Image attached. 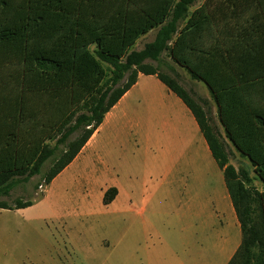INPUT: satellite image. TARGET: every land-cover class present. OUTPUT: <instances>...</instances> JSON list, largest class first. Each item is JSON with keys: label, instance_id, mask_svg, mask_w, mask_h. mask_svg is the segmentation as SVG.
Segmentation results:
<instances>
[{"label": "trees", "instance_id": "1", "mask_svg": "<svg viewBox=\"0 0 264 264\" xmlns=\"http://www.w3.org/2000/svg\"><path fill=\"white\" fill-rule=\"evenodd\" d=\"M194 1L0 0V82L18 92V100L9 103L8 120L0 125V194L7 193L13 177L39 174L45 162L49 166L42 181L49 184L138 73L155 74L190 110L223 171L242 233L236 255L264 240L246 203L252 197L258 203L264 235V188L252 196L228 163L201 107L175 79L143 63L166 50L207 85L225 137L264 186V0H203L187 14ZM153 28H158L154 39L132 50ZM102 60L112 65L105 80ZM125 72L127 81L112 89ZM86 104L90 114L78 113ZM82 124L87 127L67 141ZM116 193V187L107 188L103 204L111 203ZM33 203L17 200L10 206L0 201V208Z\"/></svg>", "mask_w": 264, "mask_h": 264}, {"label": "rangeland", "instance_id": "2", "mask_svg": "<svg viewBox=\"0 0 264 264\" xmlns=\"http://www.w3.org/2000/svg\"><path fill=\"white\" fill-rule=\"evenodd\" d=\"M202 1L195 0L190 4L187 14ZM157 29L141 35L131 49L143 48L145 43L154 39ZM95 48L94 44L90 45L91 51ZM101 63L106 70L105 80L111 76L112 65L103 60ZM143 63L175 79L201 107L238 179L243 181L252 196L255 190L261 191L263 183L248 159L241 156L225 137L207 85L193 78L166 50L157 58L144 59ZM128 76L129 72H125L111 88L121 87ZM148 101L135 93L126 99L117 111L118 115L125 112L129 118L119 117L103 126L95 139V147L86 153L88 159L73 161L49 184L42 181L49 166L46 162L39 174L13 177L15 182L7 193L0 194V201L10 206L17 200H32L34 203L24 209L0 210V264H144L148 252L162 246L161 238L145 226V217L155 223L162 217L160 231L163 235H172L173 243L176 241L177 229L168 231L167 226L172 224L167 221L176 220L177 212L184 208V196L197 192L204 194L203 197L212 194L218 178L216 161L206 149L202 135L199 136L203 143L198 150L196 139L199 133L195 132L189 143L187 134L177 139L168 135L167 112L164 113L161 105L152 106ZM174 110L180 115L179 108ZM78 113L89 115V104ZM85 127L83 124L78 127L67 141L77 138ZM178 129L181 128L178 126ZM170 139L183 143L179 147L183 155L173 173L165 178L162 171L167 163L170 164L167 150ZM97 156L103 159L98 160ZM189 164L192 166L190 170ZM177 169L184 170V179L181 173L176 174ZM112 185L119 189L115 207L112 202H102L104 191ZM161 195L166 197L162 199ZM246 203L250 207L252 224L264 238L258 203L253 197ZM140 205L146 208L143 217L139 222L130 223L124 211ZM155 210L164 214H151L150 211ZM250 248L246 254L235 253L232 263L244 264L245 258H253L254 264L260 258V264H264V240L255 242ZM157 255L164 256L165 253L159 251Z\"/></svg>", "mask_w": 264, "mask_h": 264}, {"label": "crops", "instance_id": "3", "mask_svg": "<svg viewBox=\"0 0 264 264\" xmlns=\"http://www.w3.org/2000/svg\"><path fill=\"white\" fill-rule=\"evenodd\" d=\"M134 93L143 100H149L148 103L152 106H162L164 113L167 112L166 118L168 120L169 127V131H167V133L168 135L170 134L171 137H176L177 139L180 135L187 134V136H189V139H187L189 143L194 138L195 132L199 133L197 134L196 140L198 144V150L201 149V144L203 142L199 135H202V133L200 132L194 116L186 107V105L179 97L170 91L155 74L138 73L135 82L104 114L101 123L93 131V133L90 135V137L70 163L77 159L82 161L88 159L89 156L86 153L95 147V139L97 138L103 126L119 117L126 120L129 118V115H127L125 112L121 115H118L117 110L120 109L122 103L126 99L131 98ZM11 100H18V92L10 89L9 83L7 81L0 82V125L1 122L3 123L4 120L7 121L9 118L8 110ZM176 108L177 110L179 108L180 115L174 113V109ZM171 113L173 114L171 115ZM171 118L174 119L171 121ZM178 126L181 129H178ZM204 143L206 149L210 153L205 140ZM180 144L177 140L175 141L174 139H170V146H167L168 153L170 154V164L167 163L162 171V175L165 176V178L173 173L176 166L178 165L177 163L180 162L179 160L183 155V150L179 148ZM97 159L102 160L103 157L97 156ZM215 164L218 178L216 187L212 190V194H209L208 197H203L204 194L197 192L192 196H184L186 202L184 201V208H181L177 212V218L175 217L176 220L167 221L169 224H172L167 226L168 231L171 229H177L176 241H174V243V239H172L174 237L172 235H163L160 231L163 226L160 224L162 217L156 223L154 221L152 222L148 217L144 218L143 221L147 229L150 231L153 230L158 238H161L160 243H162V246L159 248V250L152 248L151 252H148L147 257L144 259V264L236 263H232V260L234 261L233 256L241 243L242 233L240 223L237 219L228 190L224 185L225 182L223 171L216 162ZM188 168L190 170L192 169V166L190 167L189 164ZM194 168L195 165L193 164V169ZM178 173H181L184 179V170L182 169V171H179L177 169L176 174ZM112 186L116 187L115 185ZM116 189L117 193L111 201L113 207H115L117 204L119 196V189L117 187ZM161 197L164 199L166 195H161ZM135 207L124 211V213L128 215L130 223L139 222L146 211V208L143 205H140L136 208ZM2 209L4 208H0V210ZM150 212L156 216L164 214V212L161 210ZM159 251H163L165 255L158 256L157 254ZM261 260L262 259L258 258L256 264H260ZM253 262V258L244 259V264H252Z\"/></svg>", "mask_w": 264, "mask_h": 264}]
</instances>
